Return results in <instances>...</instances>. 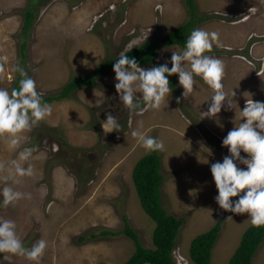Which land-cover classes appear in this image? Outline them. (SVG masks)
Here are the masks:
<instances>
[{
    "label": "rangeland",
    "instance_id": "374dc122",
    "mask_svg": "<svg viewBox=\"0 0 264 264\" xmlns=\"http://www.w3.org/2000/svg\"><path fill=\"white\" fill-rule=\"evenodd\" d=\"M28 2L0 0V64L4 66L0 88H14L19 75L12 67L19 63L35 80L42 98L55 95L74 78L91 76L105 59H117L133 39L161 38L190 18L183 0H49L39 8L22 59V11ZM195 3L196 17L208 19L195 28L220 34L221 46L214 45L207 54L224 62L222 83L228 100L232 89L236 93V104L222 107L218 114L222 128L212 119L200 120V111L207 110L213 93L199 77L194 92L177 103L183 89L173 74L168 77L174 85L168 104L159 110L130 113L119 102L115 74L109 70L95 79V85L50 103L51 114L22 136L21 149H36L29 162L32 176L14 185L5 180L9 161L17 158L19 149L10 150L7 140L0 138V187L8 183L31 194L30 199L0 207V217L15 221L25 246L39 239L48 242L39 264H123L134 253V243L124 235L99 236L101 231L123 230V218L140 244L153 248L155 223L142 210L131 177L136 162L150 153L131 136L137 128L165 145L159 153L164 178L160 201L169 215L183 221L172 253L176 264H185V260L190 264L192 240L221 218L210 264H227L251 225L247 214L225 212L216 204L210 167L228 154L221 142L240 123L239 109L247 93L254 101H264V0ZM179 49L161 48L156 66L170 61L171 51ZM234 53L246 54L250 64L232 59ZM111 111L122 125L119 133H104L101 128L105 114ZM180 111L191 124L181 118ZM82 236L86 241L79 242ZM5 255L9 254H0V264H33L19 256L2 259ZM253 264H264V243Z\"/></svg>",
    "mask_w": 264,
    "mask_h": 264
},
{
    "label": "clouds",
    "instance_id": "9594fccd",
    "mask_svg": "<svg viewBox=\"0 0 264 264\" xmlns=\"http://www.w3.org/2000/svg\"><path fill=\"white\" fill-rule=\"evenodd\" d=\"M147 36L133 39L112 66L116 81L114 87L120 104L130 113L159 110L161 105L165 102L168 104L170 99L172 88L168 77L173 74L178 76V86L183 89L181 97L176 101L180 103L181 99L194 92L195 78L199 77L213 93L207 110L200 111V120L212 119L222 128L218 114L222 107L231 108V103H235L233 98L236 93L232 89V99L229 101L222 83L225 75L224 62L207 54L212 52L214 45L221 46L219 32L195 28L190 32L182 49L171 51L170 61L141 68L134 58L126 54L133 47L144 43ZM3 70L4 66L0 64V71ZM12 71L18 73L20 79L18 87L10 91L0 88V138L7 140L10 150L19 149L17 158L9 161L5 177L6 181H11V185H14L19 183L20 178L33 175V166L29 162L36 149H21V138L48 117L52 107L43 101L35 80L28 75L24 67L17 63L12 67ZM250 95L247 93L245 105L242 110L239 109L240 123L234 126L221 142L222 147L227 148L228 154L222 161L211 165L210 173L217 190L215 202L220 209L233 214H247L252 225L264 226V101H254ZM180 116L188 125L192 123L183 111H180ZM101 128L104 133H119L122 125L118 117L106 113ZM131 136L146 152L165 150L162 140L146 135L139 128L132 130ZM203 148L211 155L210 149ZM242 152L246 155L242 156ZM201 158L204 163L208 162L206 157ZM11 185L5 183L0 187V207H8L21 199L31 198L30 193L18 191ZM234 197L238 199L233 200ZM228 219L232 220L231 217ZM16 228L14 220L0 217V254H9L2 256V259L11 260L12 256H19L33 264H39L48 242L39 239L30 247L25 246L17 235ZM185 264H188L186 260Z\"/></svg>",
    "mask_w": 264,
    "mask_h": 264
},
{
    "label": "trees",
    "instance_id": "16d2710c",
    "mask_svg": "<svg viewBox=\"0 0 264 264\" xmlns=\"http://www.w3.org/2000/svg\"><path fill=\"white\" fill-rule=\"evenodd\" d=\"M28 6L22 11V36L24 41L20 46L21 58H25L27 49L26 39L35 24L39 8L49 0H28ZM184 6L190 17L189 20L159 38H152L140 46L132 48L128 55L134 58L140 67L156 66L157 53L161 48L178 46L183 48L184 42L195 26L208 20L196 17L197 9L195 0H183ZM196 24V25H195ZM116 59H105L91 76L77 77L68 81L61 90L52 96L43 97V101L50 104L71 98L72 93L84 87L95 85V79L104 76ZM17 79L14 88L18 87ZM174 88L173 82H169ZM160 152H150L140 158L132 170V182L139 197V202L144 213L155 223L153 231V248H145L140 244L138 235L129 226L127 220L123 218L124 228L119 232L101 231L100 237H116L124 235L129 238L135 246V251L131 257L123 264H176L173 259V250L176 246V237L183 226V221L169 215L161 205V189L164 183L162 172V162ZM223 223L221 218L207 232L194 238L189 248L190 264H210L212 249L216 243ZM92 235L91 238H95ZM79 242L86 241V236H82ZM264 243V226L250 225L242 234L238 246L229 258L227 264H253V259L261 245Z\"/></svg>",
    "mask_w": 264,
    "mask_h": 264
},
{
    "label": "crops",
    "instance_id": "0c3cea01",
    "mask_svg": "<svg viewBox=\"0 0 264 264\" xmlns=\"http://www.w3.org/2000/svg\"><path fill=\"white\" fill-rule=\"evenodd\" d=\"M225 47H229V46H225ZM253 47H254V46H253ZM251 48H252V47H251ZM234 49H235V47H234ZM238 49H240V48H238ZM252 51H254V48H252ZM248 54H249V55L251 54V49L249 50ZM233 55H234V56H233L234 58H232V59H240L241 62H246L247 64H250V63L248 62V58H245V59H244V57L239 56V55H243V56L246 57V54H238V53H234ZM145 68H147V67H145Z\"/></svg>",
    "mask_w": 264,
    "mask_h": 264
},
{
    "label": "flooded vegetation",
    "instance_id": "af4514ba",
    "mask_svg": "<svg viewBox=\"0 0 264 264\" xmlns=\"http://www.w3.org/2000/svg\"><path fill=\"white\" fill-rule=\"evenodd\" d=\"M111 106V105H110ZM112 107V106H111ZM111 109V108H110ZM108 113H111V114H113V111H111V112H108Z\"/></svg>",
    "mask_w": 264,
    "mask_h": 264
}]
</instances>
